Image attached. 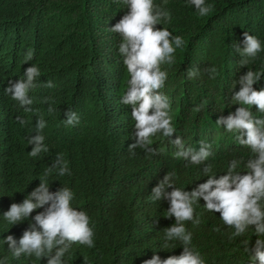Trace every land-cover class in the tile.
Returning a JSON list of instances; mask_svg holds the SVG:
<instances>
[{
	"label": "trees",
	"instance_id": "16d2710c",
	"mask_svg": "<svg viewBox=\"0 0 264 264\" xmlns=\"http://www.w3.org/2000/svg\"><path fill=\"white\" fill-rule=\"evenodd\" d=\"M154 3L171 14L170 21L162 20L157 27H166L185 41L176 50V63L162 65L168 79L161 91L170 100L176 135L194 150L200 141L211 143L213 155L205 163L213 165L217 177L226 174L233 159L241 161L238 171H247L244 164L253 154L239 143L238 133L225 131L216 119L239 107L231 100L234 80L249 68L264 73V51L254 59L244 57L248 64L240 67L243 57L232 47L236 42L243 47L245 31L264 45V0H206L213 9L205 17L189 0ZM127 11L123 0H0V259L7 257L6 264H47V257H14L4 242L10 234L19 240L44 209L34 210L15 225L3 214L39 185V177L57 153L63 154L70 173L58 176L53 171L47 177L50 191L69 187L74 193L72 206L87 212L95 231V246L74 243L63 257L64 264H143L154 254L165 259L183 251L178 240L162 248L164 228L174 224L175 217H165L168 200H151L152 189L168 171L176 173V187L188 191L208 177L203 164L174 158L177 149L159 134L151 145L157 155L140 148L135 155L129 151L135 122L131 106L120 103L129 77L118 51L121 37L110 30ZM29 51L33 59L26 64ZM30 65H36L41 76L29 92L33 111L25 112L4 89L9 80L22 78ZM210 66L217 68L215 79L205 71ZM190 68L198 70L195 78H187ZM47 81L55 86L45 87ZM253 87L264 89V76ZM239 88L237 84L235 91ZM46 98L50 99L45 102ZM49 104L55 108L52 113ZM69 108L77 113L79 123L66 127ZM252 111L256 117L264 116L255 106ZM40 115L46 121L43 135L49 151L33 158L28 139L35 135ZM17 116L27 124L21 126ZM204 203L201 199L194 206L197 214L203 213L200 225L185 222L193 234L190 247L206 264H250L240 242L248 239L254 244L258 238L254 230L229 240L234 229L224 225L219 213L208 212Z\"/></svg>",
	"mask_w": 264,
	"mask_h": 264
},
{
	"label": "clouds",
	"instance_id": "9594fccd",
	"mask_svg": "<svg viewBox=\"0 0 264 264\" xmlns=\"http://www.w3.org/2000/svg\"><path fill=\"white\" fill-rule=\"evenodd\" d=\"M123 3L128 11L110 30L121 37L118 51L129 77L126 91L120 100L121 104L131 106V118L135 122L131 136L134 142L129 145V151L135 155V150L140 148L150 156L157 155V149L151 145L153 137L159 134L177 149L173 153L174 158H183L190 164H203L204 177H208L205 182L188 191L176 187V173L168 171L153 187L151 200H168L170 207L165 217H175V223L164 228L165 243L162 248L168 249V241L178 240L183 245V251L165 259L154 254L152 258L144 260L143 264H206L200 252L190 247L193 234L185 226L186 221H191L194 227L200 225L203 213L197 214L194 206L201 199L208 212L219 213L224 225L234 229L229 240L244 236L250 228L254 230V235L258 237L254 244L248 239H243L240 243L250 256V264H264V116L256 117L252 111L255 106L256 111L264 113V89L256 90L253 87L264 73L254 72L249 68L238 80L232 82L231 100L233 105L238 104L239 107L226 116L220 115L216 124L229 133H238L239 143L249 148L253 155L244 164L247 171H238L241 161L233 159L227 165L226 174L217 177L213 172V165L205 163L213 155L211 143L200 141L198 150L185 146L182 138L176 135L177 130L170 114V100L161 91L168 79V71L162 70V65H174L176 50L182 49L185 44L182 36H173L168 28L157 27L162 20H171L170 12L155 4L154 0H123ZM189 3L195 7L200 17L209 15L213 9V5L206 4V0H189ZM243 37V47L241 42L232 45L243 57L239 62L240 67L248 64L244 57L254 59L264 51V45L258 37L246 31ZM32 59L33 54L29 51L24 61L27 64ZM205 71L211 79H215L218 74L215 66H210ZM197 75V69L187 70L188 79ZM40 76V69L36 65L26 67L22 78L9 80L4 89L5 94H10L13 100L18 101L25 112H32L33 100L29 97V92L37 87L36 80ZM237 84L240 88L235 91ZM44 86L52 88L55 85L52 81H47ZM49 99L46 98L45 102ZM200 108L201 106H196V110ZM54 111L55 108L49 104L48 112ZM65 117L66 127L79 123L77 113L70 108L66 110ZM16 120L21 126L27 124L20 116ZM45 127L46 121L40 115L36 122V133L28 139V144L33 146L29 155L33 158L49 151L44 144ZM53 171L58 176L70 173L68 162L62 153H57L53 163L39 177V185L23 202L12 203L10 209L3 214L9 224L15 225L29 218L34 210L44 209L35 215L34 223L30 224L19 240L11 234L4 237L9 251L16 258L22 254L35 255L38 259L47 257V264H64L63 257L74 243L88 248L95 246L94 225L86 211L72 206L73 191L66 186L50 191L47 177ZM215 230L220 231L219 228ZM6 261L7 257H4L0 259V264H6Z\"/></svg>",
	"mask_w": 264,
	"mask_h": 264
}]
</instances>
